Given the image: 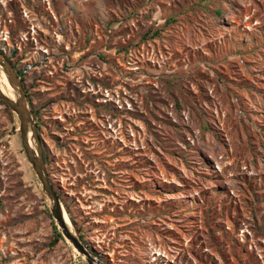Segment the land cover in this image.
<instances>
[{
	"label": "rangeland",
	"instance_id": "rangeland-1",
	"mask_svg": "<svg viewBox=\"0 0 264 264\" xmlns=\"http://www.w3.org/2000/svg\"><path fill=\"white\" fill-rule=\"evenodd\" d=\"M0 50L97 259L264 264V0H0ZM55 226L0 99V264H88Z\"/></svg>",
	"mask_w": 264,
	"mask_h": 264
},
{
	"label": "water",
	"instance_id": "water-1",
	"mask_svg": "<svg viewBox=\"0 0 264 264\" xmlns=\"http://www.w3.org/2000/svg\"><path fill=\"white\" fill-rule=\"evenodd\" d=\"M0 71L4 73L8 82L14 89L15 99L8 97L0 86V99L6 102L18 120V130L20 132L22 145L26 157L31 164L41 186L46 195L50 211L59 231L63 237L69 241L73 248L82 255L88 264H104L97 259L75 234L72 229L71 221L66 219L68 216L63 201L51 182L44 156L42 138L39 133V126L35 115L30 108L28 94L22 78L18 75L14 65L7 58L5 53L0 50Z\"/></svg>",
	"mask_w": 264,
	"mask_h": 264
},
{
	"label": "trees",
	"instance_id": "trees-1",
	"mask_svg": "<svg viewBox=\"0 0 264 264\" xmlns=\"http://www.w3.org/2000/svg\"><path fill=\"white\" fill-rule=\"evenodd\" d=\"M9 60H10V59H9ZM14 67H15V66H14ZM15 68H16V67H15ZM17 73H18V75L22 78V81L24 82V75H23V73H22L21 71H19V70H17ZM27 94H28V97H29V93H28V92H27ZM32 111L34 112V114L37 115V112H35L33 109H32ZM38 126H39V123H38ZM65 207H66V211H67V213L70 214V211H69L68 206L65 205ZM70 220H71V222L73 223L74 226H77V223L75 222V220H74L73 218L70 217ZM76 230H77L78 233H80V234H79L80 239L83 241V243H84L85 245H87V243L84 241V236H83V234H81V232H80V229L78 228V229H76ZM55 236H56V239H55L56 241H58V240H60V239H63L62 234L58 231V229H57L56 226H55ZM93 254H95V256H98V253H97L96 251H93Z\"/></svg>",
	"mask_w": 264,
	"mask_h": 264
},
{
	"label": "bare ground",
	"instance_id": "bare-ground-1",
	"mask_svg": "<svg viewBox=\"0 0 264 264\" xmlns=\"http://www.w3.org/2000/svg\"><path fill=\"white\" fill-rule=\"evenodd\" d=\"M0 86H1L2 90L4 91V93L8 97H10L11 99H15L16 98V94L14 92V89L12 88L10 83L8 82V79H7V77H6V75L4 73H2V75H0ZM66 219H68V222H69V220H70L69 216H66Z\"/></svg>",
	"mask_w": 264,
	"mask_h": 264
},
{
	"label": "built area",
	"instance_id": "built-area-1",
	"mask_svg": "<svg viewBox=\"0 0 264 264\" xmlns=\"http://www.w3.org/2000/svg\"><path fill=\"white\" fill-rule=\"evenodd\" d=\"M26 72V71H25Z\"/></svg>",
	"mask_w": 264,
	"mask_h": 264
}]
</instances>
